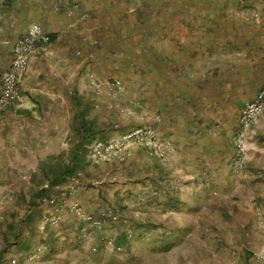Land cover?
Returning <instances> with one entry per match:
<instances>
[{
	"label": "crops",
	"instance_id": "0c3cea01",
	"mask_svg": "<svg viewBox=\"0 0 264 264\" xmlns=\"http://www.w3.org/2000/svg\"><path fill=\"white\" fill-rule=\"evenodd\" d=\"M191 2L0 0V92L16 40L34 23L51 36L31 57L22 102L0 107V264H102L91 261L119 254L87 245L111 234L120 243L118 223L93 231L66 208L60 224H45L53 196L94 214L113 207L136 235L165 239L188 235L177 226L196 207L227 206L209 232L221 242L207 248L227 263L264 264L254 256L264 247V192H255L264 181H249L264 175V115L248 132L247 162L234 164L241 111L264 84V18ZM129 59L145 70L121 73ZM142 125L172 144L169 158L136 150L123 162L91 159L94 140ZM234 190L233 200L225 193Z\"/></svg>",
	"mask_w": 264,
	"mask_h": 264
},
{
	"label": "built area",
	"instance_id": "2783aa9c",
	"mask_svg": "<svg viewBox=\"0 0 264 264\" xmlns=\"http://www.w3.org/2000/svg\"><path fill=\"white\" fill-rule=\"evenodd\" d=\"M51 36L39 23H34L20 36L13 46V57L2 73V85L0 92V107H9L22 102L20 84L27 73L30 60L35 51L42 45L49 43ZM113 86L122 89L124 84L120 79L113 82ZM264 115V84L259 88L254 98L248 100L240 115V129L235 137L236 157L234 164L243 167L248 159L249 144L248 132L256 121ZM143 150L149 155L165 160L173 152L172 144L164 139L154 128L150 126H138L110 139H96L91 144L90 157L94 162H123L134 151ZM70 189H74L73 186ZM52 206V213L44 218V223L57 224L62 220L63 211L67 208L71 213L83 219L88 227L97 232L103 231L111 223L124 222L122 216L113 208L105 207L94 214L87 212L81 203L59 200L57 196L47 199ZM134 236L132 230H127V237ZM102 240L112 249L121 251L123 245L118 244L115 237L103 236ZM44 247L39 246L29 256L30 260L40 257ZM95 250L97 248H94ZM264 260V252L257 253Z\"/></svg>",
	"mask_w": 264,
	"mask_h": 264
},
{
	"label": "rangeland",
	"instance_id": "374dc122",
	"mask_svg": "<svg viewBox=\"0 0 264 264\" xmlns=\"http://www.w3.org/2000/svg\"><path fill=\"white\" fill-rule=\"evenodd\" d=\"M192 1V4L200 5L201 7H211L214 6L217 7H225L228 10L231 11L233 8L234 10L238 11L239 9H242L245 12V17H248L250 20H248L250 23L255 22L257 23L260 21V19L264 18V0H187ZM189 4V3H187ZM233 11V10H232ZM231 13V12H229ZM225 16V15H224ZM227 16V15H226ZM233 20L235 21L237 19L236 15L232 14ZM241 19V18H240ZM239 20V19H237ZM138 33V32H137ZM145 70V63L143 60L136 61L133 59H129L127 61H124L121 65V73H127L129 71ZM124 84V83H123ZM264 161V155L262 157ZM239 168V167H238ZM241 168V167H240ZM30 175L26 174L24 176L25 179H30ZM264 177V175H263ZM263 177H254L252 180L249 179L251 182V186H253V182L257 181H264ZM245 184H248L247 182H244ZM249 186V185H248ZM262 185H259L255 192L262 193L264 192V187L262 188ZM226 195H229L230 199H238L239 198V191L234 190L231 191V193L226 192ZM214 196V195H213ZM258 195L254 196L252 198L251 204H254L257 200ZM215 198V197H214ZM225 205V204H224ZM256 209L258 208L257 205H254ZM230 208V207H229ZM227 206L218 205L217 203H211L206 204L204 206H198L196 209L189 214V220L185 221L183 223V226H177L179 229H186L188 235H184L179 237H170V238H160V234H156L154 237H146L141 235H136L135 229H133L130 226L128 218L122 217L124 219V222H120L118 224L120 228L126 230H132L134 232V236L132 238H128L127 234H125L121 242L118 244L123 245V249L121 251H118L119 254H113L109 251H104L105 255L98 256V259L96 257L91 261L92 263H102V264H187V263H194V264H235L234 262L227 263L228 259H231V256L222 255V253L215 252L214 254L210 252L207 247L209 243H217V238L212 237L209 235L210 231H216L221 229V223L216 221V218H219L220 216H224L227 209H229ZM233 208V207H232ZM262 208V207H261ZM200 213V218H198L196 213ZM261 210L258 211L260 213ZM195 214V216L193 215ZM194 217V218H193ZM194 219V220H193ZM225 221V220H222ZM131 222V221H130ZM57 223L56 225L60 224ZM230 224H237V222H233ZM155 228L159 229L160 226H165V224L162 223H156L154 224ZM169 226H173L169 224ZM174 225V229L177 228ZM123 231V230H122ZM158 235V236H157ZM92 236H95L93 234ZM106 236V235H105ZM107 237H115L116 241L120 240L117 235L111 234L107 235ZM224 240V239H223ZM219 241V240H218ZM90 242V241H89ZM221 242V241H219ZM91 242L87 245L93 250V248H100L105 245L106 247L111 248L110 246L106 245L104 241L96 244H91ZM198 245V247L196 245ZM144 245H152L153 250L151 251V254H145L143 252H140L138 248L144 246ZM163 245L167 246L169 249L165 251L166 253H161L162 250L160 249V246ZM196 246V247H195ZM159 248V250H157ZM90 249V250H91ZM196 249V250H195ZM110 250V249H109ZM264 252V247H261L254 252L255 258L259 259L264 263V260L260 259L257 256V253ZM233 260V258L231 259Z\"/></svg>",
	"mask_w": 264,
	"mask_h": 264
}]
</instances>
